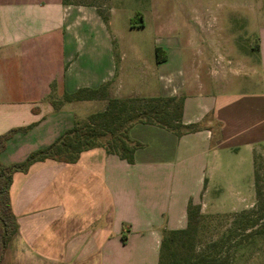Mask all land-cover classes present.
Here are the masks:
<instances>
[{
  "label": "crops",
  "instance_id": "1",
  "mask_svg": "<svg viewBox=\"0 0 264 264\" xmlns=\"http://www.w3.org/2000/svg\"><path fill=\"white\" fill-rule=\"evenodd\" d=\"M260 24L256 89L233 91L226 75L217 76L216 87L206 85L200 74L217 75L218 58L200 61L204 71L188 67L180 47L178 82L169 86L165 45L155 40L144 60L136 44L116 38L97 6L0 0V135L17 129L0 153L3 164L47 147L103 110L107 98L181 95L182 123L197 126L177 136L134 123L127 136L140 146L132 163L95 146L75 162L45 158L15 172L9 196L17 228L0 264H158L164 231L184 227L189 203L208 208L226 198L233 210L251 206L254 180L246 195L231 184L212 201L207 174L211 156L234 159L241 150L254 170L264 145L263 19ZM103 87L102 95L65 99Z\"/></svg>",
  "mask_w": 264,
  "mask_h": 264
},
{
  "label": "rangeland",
  "instance_id": "2",
  "mask_svg": "<svg viewBox=\"0 0 264 264\" xmlns=\"http://www.w3.org/2000/svg\"><path fill=\"white\" fill-rule=\"evenodd\" d=\"M71 1H94L99 12L110 18L116 38L136 44L142 50L144 60L151 59L154 41L162 42L168 55L165 66L169 86L178 82L175 69L181 65L177 54V47H180L182 64L188 67L193 65L204 71L206 66L201 62L206 56L212 58L215 55L218 58L214 62L217 75L200 74V80L206 85L216 87L214 81L218 82L217 76L226 75L232 82L233 91L256 89L261 75L257 42L258 29L264 20V0ZM135 14L134 24H140L131 25L129 19ZM144 66L138 61L139 73L145 72ZM224 154L219 153L209 159L212 168L207 174L210 177L208 196L214 201L216 195L228 193L231 184L239 193L246 195L254 180L253 204L245 209L233 210L237 208L235 202L226 198L213 202L208 208L195 203L190 214L187 216L186 213L184 227L176 230L187 226L193 229L195 239L191 240V244L195 250L224 234H230L231 239L222 251L229 257V264H264V226L259 232L247 233L249 230L244 231L240 221L241 214L264 204V145L254 155V170L245 151L241 150L239 157L234 159ZM239 240L241 243L237 244Z\"/></svg>",
  "mask_w": 264,
  "mask_h": 264
},
{
  "label": "trees",
  "instance_id": "3",
  "mask_svg": "<svg viewBox=\"0 0 264 264\" xmlns=\"http://www.w3.org/2000/svg\"><path fill=\"white\" fill-rule=\"evenodd\" d=\"M62 2L97 6L94 1L62 0ZM135 16L136 14L130 19L131 25L135 22ZM103 89L104 87L99 90L81 89L73 95L66 96L65 99L83 98L87 96L86 91L90 95H101ZM182 115L183 97L107 98L103 110L90 114L84 124H75L47 147L31 152L24 161L10 164H3L0 161V261L17 228L9 196V186L15 172L27 171L31 163L45 158L75 162L81 151L95 146H102L108 153L116 154L128 163H132L134 152L140 144L131 142L127 136L131 125L153 124L177 136L197 129L195 125L183 124ZM16 130L11 129L0 135V153L4 150L7 139ZM256 193L258 195L259 190ZM192 206L193 203L188 204L187 216L192 211ZM241 215V227L244 231L249 230L247 233L261 231L262 225L264 226V204L258 206L256 210L244 212ZM194 239L195 235L190 226L183 230H165L160 242L158 264H229V257L222 251L225 243L231 239L230 234H224L209 241L199 250H195L191 244V240ZM240 243L239 240L237 244Z\"/></svg>",
  "mask_w": 264,
  "mask_h": 264
}]
</instances>
